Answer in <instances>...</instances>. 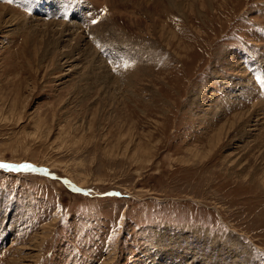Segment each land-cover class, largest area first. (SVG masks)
Returning a JSON list of instances; mask_svg holds the SVG:
<instances>
[{"label": "rangeland", "instance_id": "obj_1", "mask_svg": "<svg viewBox=\"0 0 264 264\" xmlns=\"http://www.w3.org/2000/svg\"><path fill=\"white\" fill-rule=\"evenodd\" d=\"M0 162V264H264V0H0Z\"/></svg>", "mask_w": 264, "mask_h": 264}, {"label": "snow or ice", "instance_id": "obj_2", "mask_svg": "<svg viewBox=\"0 0 264 264\" xmlns=\"http://www.w3.org/2000/svg\"><path fill=\"white\" fill-rule=\"evenodd\" d=\"M9 2H11V0H9ZM106 11L107 10L105 9V12ZM124 66L125 67H129L130 65H128L127 63H125ZM0 168L9 169V170H16V171H20V170H23V171H35L36 170L33 165L27 164V163L20 164V165H13V164H8V163L0 162Z\"/></svg>", "mask_w": 264, "mask_h": 264}, {"label": "bare ground", "instance_id": "obj_3", "mask_svg": "<svg viewBox=\"0 0 264 264\" xmlns=\"http://www.w3.org/2000/svg\"><path fill=\"white\" fill-rule=\"evenodd\" d=\"M100 2H101V1H100ZM178 2H179V1H178ZM173 3H174V2H173ZM173 3H172V4H173ZM175 5H176V4H175ZM177 8H181L180 5H179V3H177ZM26 23H27V22H26ZM63 33H64V32H63ZM78 33H79V32H78ZM46 34H47V33H46ZM46 34H45V35H46ZM48 36H49V35H48Z\"/></svg>", "mask_w": 264, "mask_h": 264}]
</instances>
